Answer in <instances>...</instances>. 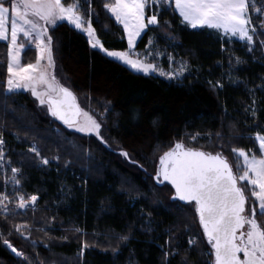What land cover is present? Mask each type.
Instances as JSON below:
<instances>
[{"label":"trees","instance_id":"16d2710c","mask_svg":"<svg viewBox=\"0 0 264 264\" xmlns=\"http://www.w3.org/2000/svg\"><path fill=\"white\" fill-rule=\"evenodd\" d=\"M80 2L87 16L88 5ZM105 2L91 0L92 25L106 49L125 51L124 30ZM155 13L159 26L148 29L137 48L161 55L168 50L187 66L180 81L134 72L93 49L67 23L49 32L62 84L95 107L99 136L72 130L29 93L9 92L8 48L0 42V137L7 164L4 172L0 161V199L7 192L38 197L25 211L13 199L9 213L0 207V264H212L194 207L173 199V189L155 179L159 157L178 141L222 152L235 168L231 147L258 154L250 137L264 134V46L256 39L248 51L246 43L188 28L173 7ZM250 14L264 40L256 12L250 8ZM35 51L28 48L22 64L35 63ZM217 81L223 87H213ZM12 168L19 169L16 190ZM166 252L178 255L166 261Z\"/></svg>","mask_w":264,"mask_h":264},{"label":"snow or ice","instance_id":"6c2138e0","mask_svg":"<svg viewBox=\"0 0 264 264\" xmlns=\"http://www.w3.org/2000/svg\"><path fill=\"white\" fill-rule=\"evenodd\" d=\"M88 5V14L80 0H0V41L6 42L7 52V89L9 92L30 90L41 105L47 104L51 114L69 127L86 134L100 135L101 124L91 115L84 112L76 102V97L62 86L54 75L52 36L49 27H56L60 22H67L75 29L87 34L92 48H99L107 56L122 62L136 72L149 75L157 72V65L144 59L133 58L139 54L132 50L136 41L149 26H159L158 15L152 12L147 15L146 8L155 6L161 0H106L103 7L123 26L127 36L128 51H110L104 48L92 26L91 0H83ZM167 4L178 12L182 23L196 28H208L217 31L227 40L245 42L248 51H253L254 36L257 25L253 24L250 8L256 12L259 27L264 29V5L257 7L255 0H166ZM167 23V22H165ZM264 36V31L260 32ZM24 41L34 44L39 53L35 63L22 64L21 53ZM264 46V40L260 41ZM46 61V63H42ZM231 63V61H230ZM237 63H240L237 59ZM186 70L181 64L180 74ZM168 79L176 78L175 73L159 72ZM211 84V81H209ZM213 87H223L217 81ZM255 104V101H253ZM251 107V106H250ZM255 117V108L252 109ZM83 116V121L78 118ZM155 123V122H154ZM258 145V154L242 148L231 147L236 158V169L233 171L222 152L213 154L186 146L178 141L159 157V169L155 179L157 183L166 181L175 189L173 199L191 204L198 215L207 242L214 254V264H264V134L259 132L250 137ZM4 140L0 137V160L3 157ZM31 151L39 156L33 147ZM122 155L128 158L127 152ZM43 159L44 164H48ZM13 181L19 184L16 173L11 169ZM243 182H246L244 184ZM250 191L253 203L245 189ZM4 200L7 197H3ZM32 206L37 196L30 197ZM19 208H26L24 196L19 197ZM258 216L260 219H258ZM21 227L17 226L16 231ZM80 231V229H76ZM122 239L127 240L124 236ZM17 256L23 254L5 240ZM191 243V241H190ZM84 247H87L85 244ZM241 254L242 257L241 258ZM178 253L166 252L165 260ZM187 261L186 257L181 258Z\"/></svg>","mask_w":264,"mask_h":264},{"label":"rangeland","instance_id":"374dc122","mask_svg":"<svg viewBox=\"0 0 264 264\" xmlns=\"http://www.w3.org/2000/svg\"><path fill=\"white\" fill-rule=\"evenodd\" d=\"M4 2H5V5L7 6V0H4ZM173 7V9H174V6H172ZM166 8H170V6L167 4V2H166V0H161V2L159 3V4H157V5H155V6H152V5H150L148 8H146V16H147V13H148V11H153V12H161L163 9H166ZM175 11V10H174ZM176 12V11H175ZM177 14H178V12H176ZM179 15V14H178ZM180 17V16H179ZM180 19H181V23H182V18L180 17ZM159 20V19H158ZM61 23H67V22H60V23H58L57 25H59V24H61ZM68 24V23H67ZM119 24V23H118ZM184 26H186V27H188V28H191L190 26H188V25H186L185 23H182ZM122 28H123V26L121 25V24H119ZM72 26V25H71ZM93 26V25H92ZM73 28H74V26H72ZM55 28V27H54ZM53 29V27H49V32H50V30H52ZM191 29H193V28H191ZM203 29H208V28H196V30H203ZM77 30V29H76ZM208 30H210V31H212V32H214L215 34H217V35H219L221 38H222V36H221V34L220 33H218L217 31H215V30H212V29H208ZM79 32H81V33H83L86 37H87V39L89 40V38H88V36H87V34L86 33H84V32H82V31H80V30H78ZM96 31V30H95ZM145 32H146V30H145ZM145 32L144 33H142V35H141V37L136 41V47H135V49H133L132 51L133 52H135V53H138L139 54V56L138 57H133V58H139V59H144L146 56H147V60H146V62H151V63H154V64H156L157 65V68H158V71L157 72H154V73H151V74H149V75H153V76H156V77H159V78H161L162 80H165L166 82H172V81H180V80H182V77H183V75H185L186 73H187V71H188V69H187V66H186V70L183 72V74L181 75L180 74V66H181V64H183V63H177V62H175V60L171 57V54L169 53V51L168 50H166L164 47H163V51H164V53H162V55L161 54H159L158 53V51H156V52H153V51H151L150 52V49L148 50V49H146V50H144V52L143 51H140L138 48H137V46H138V43H139V40L142 38V36L145 34ZM125 33V32H124ZM49 35H50V33H49ZM96 36L99 38V36H98V33H97V31H96ZM125 37H126V40H127V36H126V33H125ZM100 39V38H99ZM223 39H225V38H223ZM256 39H258L259 40V42L260 41H262V39H261V37L258 35V33L254 36V41L256 40ZM100 41H101V39H100ZM229 41H239V42H242V43H245V42H243V41H240V40H236V39H232V40H229ZM0 42H4V41H0ZM20 42H24V41H20ZM6 43V42H5ZM101 43H102V41H101ZM103 44V43H102ZM128 45V44H127ZM260 45H261V43H260ZM104 46V45H103ZM262 46V45H261ZM150 47V46H149ZM28 48H31V49H36L35 48V45L34 44H32V45H29L27 42H24V51L21 53V63H22V56H23V53L28 49ZM105 48V47H104ZM94 49V48H93ZM95 50H99V51H101L102 53H104L105 55H106V53L104 52V51H102L101 49H99V48H95ZM129 49H128V47H127V49L125 50V51H128ZM34 57H35V59L37 60L38 59V56H39V53H38V51L36 50L35 51V55H33ZM163 56H167V58H168V60L166 61V59L164 60V63H163V61H162V58H163ZM109 57V56H108ZM53 58H54V61H55V63H56V59H55V55H54V53H53ZM111 58V57H110ZM112 59H114V58H112ZM154 59H156V62L154 61ZM115 60V59H114ZM117 61V60H116ZM120 62V61H119ZM42 63H46V61H42ZM120 63H122V62H120ZM123 64V63H122ZM125 66H127V65H125ZM55 67H56V65H55ZM128 68H130L131 70H133L131 67H129V66H127ZM50 71H53L54 72V75H55V77H56V80H58L59 81V83L62 85V86H64V87H66V88H68V86L67 85H64V84H62V81H63V79H64V76L57 70V69H55L54 68V70H50ZM134 72H136L135 70H133ZM160 71H163V72H165V73H175V75H176V78H174V79H168L166 76H164V75H160L159 74V72ZM136 73H140V72H136ZM140 74H143V73H140ZM145 75V74H144ZM69 89V88H68ZM70 90V89H69ZM71 91V90H70ZM12 92H26V93H29V94H31L32 95V93H31V91L30 90H26V89H18V90H15V91H12ZM72 92V91H71ZM33 96V95H32ZM76 96V95H75ZM33 98H35V101H36V103L37 104H39V106H47V107H49L47 104H44V105H41L40 103H39V101L36 99V97L35 96H33ZM76 98H77V101H78V103H79V105H80V107H81V109L84 111V112H87L89 115H91L94 119H96L95 117H96V115H97V110H95V107H94V109L93 108H91L90 107V105H89V100H87L85 97H77L76 96ZM83 119H84V117L83 116H81L80 117V121H83ZM72 130H74V131H76V132H80V131H77L76 130V127L74 126V127H70ZM80 133H84V134H86L85 132H80ZM88 135H91V134H88ZM3 148H4V145H3ZM3 148H2V151H3V157H4V150H3ZM250 154L252 153L251 151L249 152ZM0 161H3V163H2V166L4 167H2V169L4 170V172H6V170H7V168H6V165L7 164H5V162H4V158L2 159V160H0ZM233 166V165H232ZM158 169H159V166H158ZM233 170H234V172H236V174H239L238 172H237V170H236V168L235 167H233ZM15 175H17V173L15 174ZM9 181H11V182H13V186H12V188H15V190L18 188V186H19V184H16L14 181H13V177H11V178H9ZM162 184H163V182H161ZM244 184H246V182H243ZM164 185H167V184H164ZM11 193H13V190H11ZM245 193L246 194H248V196H251V194H250V191L246 188L245 189ZM7 197V199L6 200H4L3 199V197ZM19 197H20V195H18V196H14L13 198H12V196L11 195H8V192L7 193H5L2 197H1V199H0V207H1V209L5 212V213H7L8 212V209H10V202L12 201V199H13V202H15V200L17 201V205H15V207H16V209L17 210H20V211H25L27 208H30V207H33L32 206V202H31V200H30V197L28 198V199H25V202H26V204L28 205V207H26V208H19L18 207V204H19ZM253 198V197H252ZM254 199V198H253ZM38 202V197H37V201L35 202V205H36V203ZM34 205V206H35ZM188 205H191V204H188ZM12 206V205H11ZM9 213V212H8ZM198 217V216H197ZM201 226V225H200ZM24 229H25V227H24ZM202 229V228H201ZM203 231V230H202ZM25 237H27L28 238V236L27 235H25ZM13 247V246H12ZM9 249L11 250V248L9 247ZM12 251V250H11ZM15 254V253H14ZM212 254H213V251H212ZM16 255V254H15ZM17 256V255H16ZM17 257H21V258H24V255H22V256H17ZM214 263V260L212 259V264Z\"/></svg>","mask_w":264,"mask_h":264},{"label":"water","instance_id":"95a60500","mask_svg":"<svg viewBox=\"0 0 264 264\" xmlns=\"http://www.w3.org/2000/svg\"><path fill=\"white\" fill-rule=\"evenodd\" d=\"M73 93V92H72ZM73 95L75 96V94L73 93ZM76 97V96H75ZM76 102H77V104L79 105V103H78V101H77V98H76ZM79 107H80V105H79ZM81 108V107H80ZM56 120H58L59 122H61V123H63V121H61L60 119H58L57 117H55V116H53ZM81 117V116H80ZM80 117L78 118L79 120H80ZM64 124V123H63ZM66 125V124H65ZM230 163V162H229ZM231 164V163H230ZM234 171V170H233ZM163 184H167V185H169L172 189H173V191H174V196H175V189L172 187V185H170V184H168L166 181H164L163 182ZM176 200H178L180 203H182V204H184V205H188V203L187 202H185V201H180L178 198L176 199ZM198 216V215H197ZM201 228H202V226H201ZM203 230V229H202ZM205 236V235H204ZM206 237V236H205ZM206 239H207V237H206ZM241 258H243L242 257V254H241ZM213 260H214V254H213ZM214 264V263H213Z\"/></svg>","mask_w":264,"mask_h":264},{"label":"crops","instance_id":"0c3cea01","mask_svg":"<svg viewBox=\"0 0 264 264\" xmlns=\"http://www.w3.org/2000/svg\"><path fill=\"white\" fill-rule=\"evenodd\" d=\"M146 18H147V16H146ZM155 27H157V26H151V25H150L148 29H150V28H155ZM122 29H123V28H122ZM148 29H147V30H148ZM147 30H146V32H147ZM146 32H145V33H146Z\"/></svg>","mask_w":264,"mask_h":264}]
</instances>
